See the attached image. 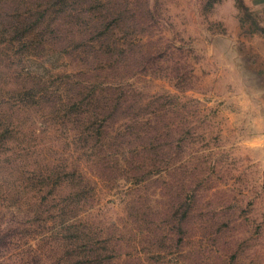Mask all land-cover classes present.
Instances as JSON below:
<instances>
[{
  "label": "rangeland",
  "instance_id": "obj_1",
  "mask_svg": "<svg viewBox=\"0 0 264 264\" xmlns=\"http://www.w3.org/2000/svg\"><path fill=\"white\" fill-rule=\"evenodd\" d=\"M129 1L151 15L127 116L160 120L153 147L127 119L86 142L95 124L40 98L82 67L10 39L22 1L0 16V264H83L76 229L132 264H264V0Z\"/></svg>",
  "mask_w": 264,
  "mask_h": 264
},
{
  "label": "trees",
  "instance_id": "obj_2",
  "mask_svg": "<svg viewBox=\"0 0 264 264\" xmlns=\"http://www.w3.org/2000/svg\"><path fill=\"white\" fill-rule=\"evenodd\" d=\"M20 1L25 3L28 10H24L16 18L13 17L9 26H3V30L12 35L10 39L14 40L23 34L27 39L37 36L33 48L39 46L40 50L44 49L46 52H60L67 55L69 63L82 67L75 77H82L83 82L69 79L70 81L64 82L67 94L59 95L49 91L46 95L43 92L41 100L54 101V113L68 107L73 109L75 121L83 127L88 123L95 124L93 132L89 129L86 142L96 140L102 142L101 147L106 145L107 128L118 119H127L123 131L120 130L124 136L136 137L140 143L149 138L154 142L152 147L155 146L159 142L156 134L161 131L160 120L152 122L146 131L142 128V120L137 118L138 114L134 112L133 116H127L132 109L135 111L144 106L139 99L137 104L130 102V91L127 87L130 72L136 67L132 63L139 66L146 56L141 31L145 25V17L151 15L148 6L131 3L129 0H0V16H5L3 14L13 8L14 4L19 8ZM80 21L84 25H80ZM97 30H102V34L94 37L93 33L95 35ZM54 104L58 105L56 109ZM77 130L79 134L83 133L82 130ZM118 137L113 138V141ZM111 144L112 142L108 147ZM144 152L142 148L137 154ZM142 169L143 166H140L128 172L134 176L137 170ZM74 234L77 235L76 248L81 246L80 243H86L84 252H76L83 264L135 262L122 256L117 257L115 252L121 251L122 244L116 243L114 246L119 247L113 246L110 249L112 258V255H107L103 248L112 245V242H108L109 238L104 241L107 245L96 247L95 243L99 239L92 240L97 235L96 232L93 236L83 229H76Z\"/></svg>",
  "mask_w": 264,
  "mask_h": 264
}]
</instances>
